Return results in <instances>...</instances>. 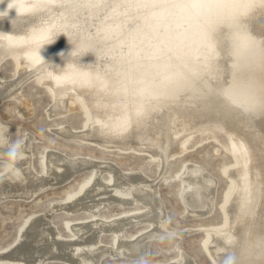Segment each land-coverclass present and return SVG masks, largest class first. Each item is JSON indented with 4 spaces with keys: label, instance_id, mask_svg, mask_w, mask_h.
I'll return each instance as SVG.
<instances>
[{
    "label": "bare ground",
    "instance_id": "6f19581e",
    "mask_svg": "<svg viewBox=\"0 0 264 264\" xmlns=\"http://www.w3.org/2000/svg\"><path fill=\"white\" fill-rule=\"evenodd\" d=\"M0 11L6 12L0 13V62L13 55L17 72L24 68L29 71L23 72L17 82L43 73L39 82L47 85L54 101L47 115L71 109L70 105L61 107L63 95L72 102V96H76L87 109L90 123L83 132L67 128L60 135L78 137L104 150L146 152L148 162L157 163L160 175L169 157L186 152L202 140L189 144L187 133L176 139L185 123L172 117L180 113L197 115L210 132L213 129L214 139L228 145L241 166L229 172L235 191L224 208L226 224L211 231L206 251L216 264H264V167L257 151L258 145L264 147V0H0ZM242 26L249 34V28L255 29L252 36L261 39L254 38L249 61L239 70L244 79L234 87L230 82L220 92L216 80L209 82L208 78H219L218 59L227 50L229 37L238 34ZM234 65L233 61L225 67L233 70ZM228 75L236 77L234 73ZM2 83L0 80L1 98L13 95L24 105L28 103L16 95L18 92L5 91ZM219 86L224 87L223 83ZM226 99L234 102L229 104ZM160 120L168 123L162 142L178 145L179 149L159 156L144 143L135 146L133 142L142 137H158L153 127ZM151 127L152 134H145ZM7 128L0 122V155L8 146ZM127 139L132 140L130 145L112 143H125ZM28 143L29 137L21 142L19 158L2 165L0 184H8L10 190L20 189L28 178L38 181L51 174L57 181H65L91 165L90 182L83 190L69 201L50 206V210L62 209L68 215L80 212L89 217L72 220L68 225L72 235L66 237L54 230L51 218L32 216L16 239L3 248L0 264H44L47 259L97 264L106 254L138 259L122 263L137 264L146 257L153 239L176 232L167 224L158 192L142 171L122 172L113 162H106L107 174L102 175L96 164L100 161L68 158L48 150L38 172L33 170ZM15 162L25 164L24 169ZM56 165L60 167L53 169ZM178 179L187 212L205 216L213 207L215 179L202 166L191 163ZM43 183L36 187L30 184L32 193ZM2 185L0 188H4ZM109 186L108 202L133 204L114 218L97 211L109 203L87 202L107 193ZM132 217L147 224L135 237L125 233ZM106 232L112 235L111 243L101 241ZM178 252V258L169 264H193L185 260L183 250Z\"/></svg>",
    "mask_w": 264,
    "mask_h": 264
},
{
    "label": "rangeland",
    "instance_id": "374dc122",
    "mask_svg": "<svg viewBox=\"0 0 264 264\" xmlns=\"http://www.w3.org/2000/svg\"><path fill=\"white\" fill-rule=\"evenodd\" d=\"M0 13L6 12L0 11ZM242 27L243 28L238 34L229 37V48L227 47V50H225L223 55L218 59L221 69L219 68V71H216L219 73L220 79L218 76L214 77V75L208 78L209 82L211 80H216L215 82L218 83L216 88H218L217 90L220 92H224L226 89L225 86L230 82L233 84L231 87H234L236 86L235 82H238L239 79H244L239 70L249 61V51L254 45L252 42L256 41V38H258V40L261 39V37L252 36V32H254L255 29L249 28L251 32V34H249L248 31H246V28H244L245 26ZM258 28L261 29L262 26H258ZM9 56L0 62V80L3 82L2 84L5 91L12 90L11 92H18L16 95L20 94L28 103L24 105L20 98L18 99V97H14L13 95L12 97L11 95L2 98L0 97V122L8 127L7 139L9 142L6 149L17 140L24 143L26 138L29 137L28 145L30 147V158L33 170L38 172L42 168L41 160L48 150H53L64 156L66 155L68 158L80 157L100 161V163L96 164L100 165L99 169L102 175L107 174L105 167L107 165L106 162H113L122 172L128 171L135 173L138 170H140V172L142 171L143 174L147 176L146 180H149L151 185L155 187L158 192L165 210L167 224L172 229L176 230L175 233H167V235L153 239L149 243L148 250L145 254L146 257L144 258L147 261V264H169L178 258L180 254L178 252L179 249L183 250L185 253V260L193 262V264H216L214 263V260L211 259L212 257L210 258V253L207 252L208 249L206 247L212 239L213 234L211 235V231L213 232L218 228H222L226 224L224 208L235 191V183L230 177L229 172L234 171L236 166H238L236 168H239L241 163H239L240 160L236 153H234L228 145L214 139L212 135L215 131L210 129V132L207 124H205V122H200L197 115L180 113L172 117L173 119H178L180 122L185 123L180 126V130L177 131V134L175 135L176 139L187 133L189 144L194 143V141L199 138H202V140L198 143H194V145L187 149L186 152L184 151L181 154L169 157L170 159L168 158L164 162L165 169L160 175H158L159 167L156 166L157 163L154 161L151 163L148 162L150 156L146 152H142L141 154L133 153L130 150L128 152H120L115 150V148L112 150H104L87 142L84 143L78 137L69 134L60 135L67 128L72 132H83L84 127L90 123L86 107L76 96H69H72L74 99V102H72L68 99L67 95H63L61 107L70 105L71 109L60 113V115H47L48 110H50L54 101L47 85L39 82L43 79V73H35L28 79H23L18 83L17 81H19V78L25 74L23 72L26 70L27 72L29 71L24 68V71L20 70L22 74L17 72V61L13 55ZM233 61L236 63L233 70L229 69V67H225L226 65H229V63L232 64ZM233 73L236 76L235 79H232L231 75H228ZM224 74L227 75L225 78L222 77ZM222 83L225 88L219 86V84ZM6 85H9V87ZM213 88L214 86H212V88L210 87L209 90H212ZM226 102L232 104L234 101L226 99ZM77 105L80 106L78 107ZM181 114L182 116H180ZM259 117L260 116H258V119ZM255 118L257 119V116ZM167 126L168 123L166 121L160 120L158 121V124L153 127L154 133H157V138L146 136V138L142 137L143 139L141 138L133 143H135V146L137 145V147H141L139 144L144 143L145 147H149L148 150L153 151V153H156L159 156L166 154L167 152H175L179 149L178 145H165L164 142H162L166 135L165 133L167 132ZM262 128H264V126ZM153 131L151 127L150 129H147V131H144V133H148L149 135L152 134ZM228 131L232 132L231 128H228ZM262 132H264V129H262ZM130 140L131 139L125 140V143H123L124 141L112 143L130 145V142H132V140ZM138 141L139 143H137ZM157 141L160 143H157ZM174 143L177 144V140L174 141ZM6 149H4V152L0 155L1 173L4 171V164H6L5 161L9 160ZM257 151L263 157L260 165L264 167V147H259L258 145ZM189 162L194 165L202 166L216 182L213 193V207H211L210 211L205 216H202L203 218H199L198 216L187 212L186 204L183 203L182 183L179 181L178 177L184 172V168L190 164ZM15 163L22 168L25 166L22 162ZM58 167L60 166H53V169H57ZM91 168V165L89 167H84L75 172L73 176L65 181H57L53 174L45 176L42 180L38 181L28 178V180L22 182V187H20V189L14 188L10 190V188L7 187L8 184L1 183L0 185L4 184L2 185L4 188H0V253H2L3 248L9 246L16 239L28 219L36 215L41 216L43 219L51 218L52 222L55 224L51 223L54 230L58 229L61 234L66 237L71 236L72 233L68 229L69 223L76 219H86L89 215L80 212L75 215H68L63 212L62 209L54 208L53 210H50V206L63 201H69L78 195L83 190L84 186L90 182ZM24 172H27V170L25 169ZM42 182L44 183L42 184L43 186L41 189L32 193V185L30 184L35 186ZM22 188H24V190ZM111 188L112 186L107 187V193L97 194L91 197L87 202L88 204L99 202L101 205L109 203L104 208H99L97 211H103L100 215L112 214L111 217L114 218L119 216V212L132 207L133 204L125 203L120 205L117 204L116 201L108 202V192ZM80 211L83 210L80 209ZM146 226L147 224H145L142 219L132 217L129 219V224L125 226V233L127 235L134 234L133 237H135L140 234L137 230ZM149 228H151V226ZM106 233L101 236V241L111 243L113 241L112 235L109 232ZM121 257L124 256L106 254V256L104 255L97 264H122L138 260ZM44 264L66 263L61 259H47Z\"/></svg>",
    "mask_w": 264,
    "mask_h": 264
},
{
    "label": "clouds",
    "instance_id": "9594fccd",
    "mask_svg": "<svg viewBox=\"0 0 264 264\" xmlns=\"http://www.w3.org/2000/svg\"><path fill=\"white\" fill-rule=\"evenodd\" d=\"M21 141L17 140L10 145L7 149V155L10 160H16L21 155ZM137 264H147L144 258H140Z\"/></svg>",
    "mask_w": 264,
    "mask_h": 264
}]
</instances>
